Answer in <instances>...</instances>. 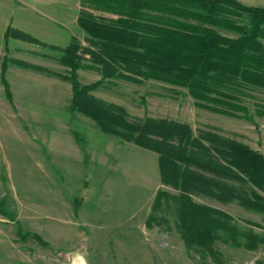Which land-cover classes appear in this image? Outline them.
I'll list each match as a JSON object with an SVG mask.
<instances>
[{
  "label": "rangeland",
  "instance_id": "obj_1",
  "mask_svg": "<svg viewBox=\"0 0 264 264\" xmlns=\"http://www.w3.org/2000/svg\"><path fill=\"white\" fill-rule=\"evenodd\" d=\"M75 1L69 0L62 11L66 18L56 19L53 27L34 23L30 33L13 25L9 38L8 29L5 33L13 100L0 83V204L6 211L0 215V264H136L140 255L143 264H264V213L236 200L222 203L193 195L194 202L231 217L240 247L215 242L220 262L197 245L189 248L179 228L180 191L163 184L159 155L104 134L93 120L73 110L69 68L61 57L73 42L96 49L75 17L83 2L78 0L77 10ZM234 1L264 8V0ZM86 4L97 16L116 17L104 2ZM144 12L160 22H184L230 38L238 34L226 25H248L246 15L220 16L213 25ZM3 55L5 50L0 60ZM77 75L82 85L102 79L95 69H79ZM230 93L232 97L211 95L197 101L183 87L116 79L102 81L90 92L123 108L129 123L148 118L180 122L206 145L207 135L214 134L264 155V88L245 84ZM228 183L264 196V186ZM160 191L166 195L154 209ZM19 230L39 234L47 246L32 236L21 239ZM253 244L255 248H247Z\"/></svg>",
  "mask_w": 264,
  "mask_h": 264
},
{
  "label": "trees",
  "instance_id": "obj_2",
  "mask_svg": "<svg viewBox=\"0 0 264 264\" xmlns=\"http://www.w3.org/2000/svg\"><path fill=\"white\" fill-rule=\"evenodd\" d=\"M97 1L108 4V10L116 17L93 14L86 3ZM82 2L78 24L96 49L73 42L61 57V63L69 68L73 110L93 120L104 134L127 139L159 155L163 184L180 191L179 228L185 245H197L220 262L214 243L223 241L240 247L238 232L230 225L229 215L194 202L192 196H208L222 203L236 200L245 208L264 213V196L255 191L250 195L228 183L234 180L262 188L264 155L214 134L207 135L210 145H206L180 122L148 118L129 123L123 108L97 99L90 92L109 79L138 84L156 80L186 88L197 101H206L211 95L232 97L230 92L245 84L264 88V8H247L234 0ZM144 11L213 25L219 24L220 16L246 15L248 25H226L238 34L237 38H230L184 22H160V18H152ZM11 33L8 29L6 37ZM83 68L98 71L101 81L82 85L77 71ZM7 70L5 59L2 82L12 102ZM165 195L158 192L154 209ZM75 206L79 208L77 202ZM0 215H6L2 204ZM152 220L153 215L148 226ZM18 234L23 240L32 236L47 246L39 234H22L20 230ZM255 244L247 248L253 249Z\"/></svg>",
  "mask_w": 264,
  "mask_h": 264
},
{
  "label": "crops",
  "instance_id": "obj_3",
  "mask_svg": "<svg viewBox=\"0 0 264 264\" xmlns=\"http://www.w3.org/2000/svg\"><path fill=\"white\" fill-rule=\"evenodd\" d=\"M66 2V4H64ZM69 0H0V50L1 55H3L0 60V83L2 84V65L4 62V58L7 55L6 49H8V45L5 39V33L9 26L15 25L22 29L23 31H28L30 33H34L31 30V25L37 23V25L43 24V26L47 25L48 27H53V23H56V19L63 18L67 16V13L63 14L62 11L68 8ZM76 9L78 10V0H76ZM75 17H78L76 14ZM48 19L50 22H47ZM52 20V22H51ZM54 20V21H53ZM25 26H24V25ZM47 28V27H46ZM36 35V34H35ZM7 70V75H8ZM3 93L6 96V90L4 85ZM149 216V215H148ZM146 220V219H145ZM126 241H129L125 237ZM136 264H143L141 260L142 256L140 255V260L135 256ZM139 261V262H138Z\"/></svg>",
  "mask_w": 264,
  "mask_h": 264
}]
</instances>
